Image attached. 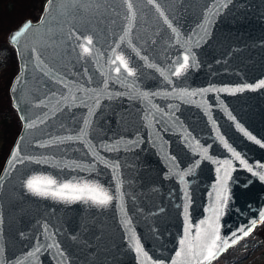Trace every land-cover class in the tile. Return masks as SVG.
I'll return each mask as SVG.
<instances>
[{
	"label": "water",
	"instance_id": "water-1",
	"mask_svg": "<svg viewBox=\"0 0 264 264\" xmlns=\"http://www.w3.org/2000/svg\"><path fill=\"white\" fill-rule=\"evenodd\" d=\"M7 40L0 264H209L264 220V0H46Z\"/></svg>",
	"mask_w": 264,
	"mask_h": 264
},
{
	"label": "rangeland",
	"instance_id": "rangeland-1",
	"mask_svg": "<svg viewBox=\"0 0 264 264\" xmlns=\"http://www.w3.org/2000/svg\"><path fill=\"white\" fill-rule=\"evenodd\" d=\"M46 0H0V8H12V14H6L0 26V170L13 138L21 128L22 120L12 104L9 79L13 67L19 66L16 51L7 47L1 36L21 19V14L27 13L34 19L38 18ZM11 4V5H10ZM14 4V5H13ZM20 17V18H19ZM8 35V33H7ZM11 83V82H10ZM209 264H264V220L238 242L229 246Z\"/></svg>",
	"mask_w": 264,
	"mask_h": 264
},
{
	"label": "snow or ice",
	"instance_id": "snow-or-ice-1",
	"mask_svg": "<svg viewBox=\"0 0 264 264\" xmlns=\"http://www.w3.org/2000/svg\"><path fill=\"white\" fill-rule=\"evenodd\" d=\"M28 27V24H25L23 26V28L16 32L12 39L15 40L18 36H20L22 34V32ZM92 44V41L91 39H86L85 41V45H82L83 47V51L85 53H88L90 51L89 47H87V45H91ZM117 59L120 60L121 64L124 65V67L126 68L127 65L126 63L123 61V58L121 57H118ZM185 60V65L187 64V56H185L184 58ZM120 69L118 68L117 71H119ZM177 74H179V72H177ZM259 86H264V82H261V85ZM261 179H264V177H261ZM42 183V181H39V180H30L27 184V187L33 191L34 193L38 194V195H41V196H47L49 194H51L52 196H55V197H61V198H64L63 197V193L62 192H49L47 189L45 188H42L40 187L39 185ZM43 183H47L48 185H52V184H55V181L53 180H47ZM70 186L69 185H64L63 188L67 189L69 188ZM78 191H81L83 192L84 189H79ZM89 192H92V193H96L94 195H91L89 197V199H91L94 203H97L99 205H106L110 200H111V197L107 195V193L103 192V190H98V189H88ZM82 197L80 196H76V197H73V199H81ZM255 224V221L253 222ZM245 235H247V233H245ZM216 240H219V237L217 236L216 237ZM219 251H222V249L218 248V245L216 243V241L214 240L211 244L210 247H208L207 249V254L204 256V260H207V261H210L212 260L213 258H215L218 254ZM203 264V262H202Z\"/></svg>",
	"mask_w": 264,
	"mask_h": 264
},
{
	"label": "trees",
	"instance_id": "trees-1",
	"mask_svg": "<svg viewBox=\"0 0 264 264\" xmlns=\"http://www.w3.org/2000/svg\"><path fill=\"white\" fill-rule=\"evenodd\" d=\"M11 5V4H10ZM14 5V4H13ZM8 8H9V11H7V9H4L3 7H2V9L0 8V26H1V24L3 23V19H4V17H5V15L7 14H12L11 12H12V8L10 7V6H8ZM7 12H9V13H7ZM21 16V19L19 20V22H18V24H16V25H14V26H10V25H5L4 27L5 28H9V31L12 29V28H14V27H16V26H18L26 17H28L29 15L27 14V13H23V14H21L20 15ZM20 18V17H19ZM7 33H9L8 32V29L5 31V34H3L1 37V41L7 46V47H10V48H12L13 49V52H14V48L12 47V45L8 42V40H7ZM15 53V52H14ZM19 67V66H18ZM18 67H13L12 68V70H11V76H10V79H9V84H10V82H11V80H12V78H13V75H14V73L17 71V69H18ZM19 130H20V128H19ZM19 130H17V132H16V134H15V136H14V138H13V141L15 140V138H16V135H17V133L19 132ZM13 141H12V143H13ZM12 143H11V145H12ZM11 147V146H10ZM9 150H10V148H9ZM5 161V160H4ZM3 164H4V162L2 163V165H1V168H2V166H3Z\"/></svg>",
	"mask_w": 264,
	"mask_h": 264
}]
</instances>
